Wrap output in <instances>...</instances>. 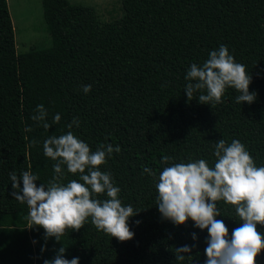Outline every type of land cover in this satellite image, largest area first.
<instances>
[{"label": "trees", "instance_id": "obj_1", "mask_svg": "<svg viewBox=\"0 0 264 264\" xmlns=\"http://www.w3.org/2000/svg\"><path fill=\"white\" fill-rule=\"evenodd\" d=\"M42 4L52 46L18 54L8 1L0 0V264H44L61 247L66 259L78 257L80 264H204L207 230L191 220L176 226L163 219L156 183L174 163L204 159L214 165L220 139L239 140L264 166V0H122V16L104 23L90 5ZM222 44L252 76L254 103H236L232 88L215 106L199 103L201 93L188 100L190 66L202 65ZM83 85L91 91L85 94ZM41 104L49 113L47 131L31 119ZM57 113L61 120L54 124ZM74 117L80 126L71 131L92 151L102 144L120 147L100 170L111 173L122 205L139 212L129 218L130 241L97 230L91 218L60 242L46 240L43 228L27 222L28 206L11 195L10 172L19 178L31 171L37 186L56 175L43 141L66 134ZM164 156L172 158L167 165ZM72 179L82 183L65 167L63 182ZM217 207L231 236L241 223L235 207L223 201ZM258 231L264 234V226ZM183 245L195 247L177 261L175 248ZM257 264H264V253Z\"/></svg>", "mask_w": 264, "mask_h": 264}, {"label": "clouds", "instance_id": "obj_2", "mask_svg": "<svg viewBox=\"0 0 264 264\" xmlns=\"http://www.w3.org/2000/svg\"><path fill=\"white\" fill-rule=\"evenodd\" d=\"M185 79L189 101L193 100L194 93H201L199 103L215 106L222 102L227 88L239 93L238 104H252L256 100L257 94L249 92L252 76L223 44L211 51L202 65L192 64ZM91 87L83 85L81 90L87 94ZM48 115L41 104L31 119L47 131L51 127ZM60 120L59 113L52 117L54 124H59ZM73 126H80L78 117L67 125L66 134H52L43 141L44 155L55 162L56 175L47 185L37 186L39 178L31 171H22L19 178L15 172H10L12 197L28 206L27 222L31 228H43L46 240L54 237L60 242L69 230L79 231L84 227L88 218L97 230L121 242L132 240L134 233L128 222L139 212L131 205H122L121 190L115 186L111 173L100 170L113 152H120V147L102 144L92 151L73 134ZM25 130L30 132L32 128ZM32 143L35 145L37 141ZM214 156L216 161L212 166L199 159L164 167L156 183L157 207L162 218L176 226L191 220L196 228L207 230L204 264H257V257L264 253V234L258 231V225L264 226V166H257L245 145L235 139L230 144L224 139L215 142ZM171 159L162 157L166 165ZM65 167L67 173L78 174L82 183L77 179L64 183ZM143 172L154 175L147 167ZM105 194L107 198L101 200L99 197ZM219 201L234 206L241 221L231 236L224 221L217 219ZM136 223L139 225L140 221ZM192 238L198 240L195 233ZM193 247L195 245L175 248L177 261H183L186 254L190 257ZM46 250V246L41 248L42 252ZM65 252L66 248L61 247L55 257L45 260L44 264H80L78 257L66 259Z\"/></svg>", "mask_w": 264, "mask_h": 264}, {"label": "rangeland", "instance_id": "obj_3", "mask_svg": "<svg viewBox=\"0 0 264 264\" xmlns=\"http://www.w3.org/2000/svg\"><path fill=\"white\" fill-rule=\"evenodd\" d=\"M15 30L18 54L52 46L51 34L44 20L42 0H7ZM73 4L95 7L100 20L108 22L123 14L122 0H69Z\"/></svg>", "mask_w": 264, "mask_h": 264}, {"label": "bare ground", "instance_id": "obj_4", "mask_svg": "<svg viewBox=\"0 0 264 264\" xmlns=\"http://www.w3.org/2000/svg\"><path fill=\"white\" fill-rule=\"evenodd\" d=\"M14 22V21H13ZM14 24V23H13Z\"/></svg>", "mask_w": 264, "mask_h": 264}]
</instances>
